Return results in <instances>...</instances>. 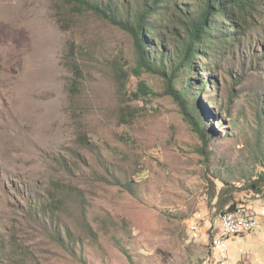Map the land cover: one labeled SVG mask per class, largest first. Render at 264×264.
Masks as SVG:
<instances>
[{
  "label": "rangeland",
  "instance_id": "374dc122",
  "mask_svg": "<svg viewBox=\"0 0 264 264\" xmlns=\"http://www.w3.org/2000/svg\"><path fill=\"white\" fill-rule=\"evenodd\" d=\"M205 1L0 0V264H264V188L249 185L264 168V0L256 28L234 48L224 32L228 49L197 65L185 105L208 146L167 80L138 75L132 35L94 9L134 21L157 2L159 61ZM232 206L260 227L223 257L213 237Z\"/></svg>",
  "mask_w": 264,
  "mask_h": 264
},
{
  "label": "trees",
  "instance_id": "16d2710c",
  "mask_svg": "<svg viewBox=\"0 0 264 264\" xmlns=\"http://www.w3.org/2000/svg\"><path fill=\"white\" fill-rule=\"evenodd\" d=\"M251 5L257 11L252 0H206L200 14L194 20L191 18L187 20L186 18L185 37L176 38L177 50L175 53L169 52V56L173 54V60H169L171 58L162 52L157 54L161 55L159 61L154 57L155 53L151 52V48L153 49L156 45L150 38L151 35L156 33V30L149 24L160 15L157 2L153 6H145L143 11L137 12L134 21L120 18L122 16H119L116 10L114 11L111 3L106 8L101 9L96 6L94 9L101 16L106 17L132 35L139 55L138 75L141 76L143 73L148 72L167 80L168 91L182 108L185 118L200 134L205 146H208L209 136L207 137L202 122L195 116V107L189 108L185 105V103H189V98L192 94L191 89L194 88L192 79L201 70L197 66L199 61L228 49L223 44L225 41L224 32H227V39L231 44L230 48H234L240 39L245 38L249 31L256 28L251 22V18H253ZM222 21L225 23V27H223ZM183 72L189 78L184 82L183 86L185 88L178 90L174 84L183 81H180ZM208 85L210 86V81L202 86L201 91ZM150 94L149 86L141 82L135 95L139 98ZM194 102H197V98H195ZM197 106L199 105L197 104ZM203 114L206 116V112ZM262 156L264 159V154ZM249 185L253 191L262 193L264 188V168L256 173L255 179H252ZM236 209L237 207L232 206L229 211L233 212ZM42 211L52 214L47 207L43 208Z\"/></svg>",
  "mask_w": 264,
  "mask_h": 264
},
{
  "label": "built area",
  "instance_id": "2783aa9c",
  "mask_svg": "<svg viewBox=\"0 0 264 264\" xmlns=\"http://www.w3.org/2000/svg\"><path fill=\"white\" fill-rule=\"evenodd\" d=\"M242 222H251V230L248 233H239V236L242 234L251 235L260 227V221L256 212L243 206H240L233 212L226 211L220 213L217 226L218 232L215 235L213 247L228 251V240L232 237L230 236V229H238V225ZM197 229V226L193 228L194 231Z\"/></svg>",
  "mask_w": 264,
  "mask_h": 264
},
{
  "label": "bare ground",
  "instance_id": "6f19581e",
  "mask_svg": "<svg viewBox=\"0 0 264 264\" xmlns=\"http://www.w3.org/2000/svg\"><path fill=\"white\" fill-rule=\"evenodd\" d=\"M39 33V32H38ZM239 208V207H238ZM251 230V222H242L241 224L238 225V229H230V236L231 235H235V234H238V233H241V232H244V231H249ZM240 236H243L240 235ZM215 238V236H214ZM234 237H231L229 240H228V243H229V249L228 251H230V244L231 243V240L233 239ZM215 244V239L213 240V245ZM219 249V248H218ZM220 250V253L223 257H226L227 254H228V251H225V250H222V249H219Z\"/></svg>",
  "mask_w": 264,
  "mask_h": 264
},
{
  "label": "crops",
  "instance_id": "0c3cea01",
  "mask_svg": "<svg viewBox=\"0 0 264 264\" xmlns=\"http://www.w3.org/2000/svg\"><path fill=\"white\" fill-rule=\"evenodd\" d=\"M238 240H240V238L238 239ZM238 243H239V245H240V241L239 242H237V246H238ZM239 248H240V246H238ZM234 249H237V248H234ZM235 256V259L237 260V259H239V256L236 254V255H234Z\"/></svg>",
  "mask_w": 264,
  "mask_h": 264
},
{
  "label": "clouds",
  "instance_id": "9594fccd",
  "mask_svg": "<svg viewBox=\"0 0 264 264\" xmlns=\"http://www.w3.org/2000/svg\"><path fill=\"white\" fill-rule=\"evenodd\" d=\"M227 212H231V211H227ZM217 232H218V228H217ZM217 232H216V234H217ZM216 234H215V235H216ZM213 238H214V237H213ZM213 238H212V240H213ZM212 246H213V245H212Z\"/></svg>",
  "mask_w": 264,
  "mask_h": 264
}]
</instances>
